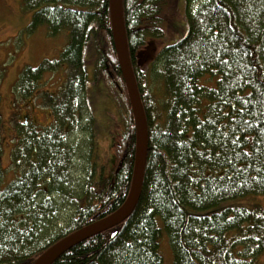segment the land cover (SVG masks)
I'll return each mask as SVG.
<instances>
[{"label": "trees", "instance_id": "16d2710c", "mask_svg": "<svg viewBox=\"0 0 264 264\" xmlns=\"http://www.w3.org/2000/svg\"><path fill=\"white\" fill-rule=\"evenodd\" d=\"M185 1L186 35L162 47L149 66L142 51L149 39L163 36L168 0H122L148 129L139 198L127 219L53 264H162L163 230L174 264H264L256 262L264 254V205L197 213L264 195V0ZM22 7L33 11L29 34L46 26L49 37L65 33L67 43L58 58L25 66L14 85L20 97L43 95L54 121L16 123L11 179L1 166L0 115V264H33L59 240L120 208L131 191L136 158V121L110 0H22ZM89 41L98 51L96 75L103 69L124 88L126 101L119 104L125 126L109 172L88 167L84 179H77V147L69 137L87 112L90 147L94 139L84 59ZM63 68L66 78L57 95L41 93L45 75ZM149 73L161 82L158 92L150 87ZM77 181L79 192L71 188ZM64 209L69 216L60 222Z\"/></svg>", "mask_w": 264, "mask_h": 264}, {"label": "rangeland", "instance_id": "374dc122", "mask_svg": "<svg viewBox=\"0 0 264 264\" xmlns=\"http://www.w3.org/2000/svg\"><path fill=\"white\" fill-rule=\"evenodd\" d=\"M33 11L22 7V0H0V115L2 128L1 166L5 170V177L11 179L15 175L12 167V147L16 136V123L46 126L54 121L51 108L45 104L43 95L34 97H20L14 90L21 71L25 66H38L44 59H56L67 43V36L61 33L57 37H49L46 26H40L34 33L29 34L27 27L31 22ZM166 20L164 21V34L161 38H151L143 49L142 62H150L157 56L158 51L182 39L188 31L187 7L185 0H168L166 6ZM98 51L96 44L89 41L84 53L88 72V86L86 96L89 107L95 119L94 139L91 147L89 130L86 125L89 119L88 112L83 122L75 128L70 142L77 147L73 156V172L77 179H84L83 174L88 167H95L97 172L104 169L108 173L116 160L115 143L125 126L121 113V104L126 99L124 88L118 82H112L114 76L103 73V69L96 75V61ZM152 63V62H151ZM149 63V66L151 65ZM160 66L157 64L156 70ZM66 78L63 69L54 73H47L40 87V92L50 96L57 95L59 87ZM114 81V80H113ZM148 82L153 91L158 92L161 87L160 80L155 73H149ZM82 182V181H81ZM71 188L77 190L81 183L76 182ZM80 183V184H79ZM253 204L264 205V195H249L233 200H227L212 207L202 214H211L226 207L246 206ZM67 209V208H66ZM58 213L64 222L68 218L66 210ZM72 209L71 211H73ZM69 212V214L71 213ZM191 213H196L195 210ZM159 224L162 225L161 220ZM160 250L163 256L162 264H174V253L169 236L163 230L160 238ZM257 263H264V254Z\"/></svg>", "mask_w": 264, "mask_h": 264}, {"label": "water", "instance_id": "95a60500", "mask_svg": "<svg viewBox=\"0 0 264 264\" xmlns=\"http://www.w3.org/2000/svg\"><path fill=\"white\" fill-rule=\"evenodd\" d=\"M110 13L119 65L131 99L137 129L136 158L131 191L125 203L116 211L59 240L41 254L33 264H53L63 253L78 243L117 226L133 212L139 198L148 150L147 122L131 63L122 0H110Z\"/></svg>", "mask_w": 264, "mask_h": 264}]
</instances>
